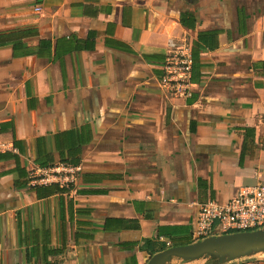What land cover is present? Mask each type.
I'll use <instances>...</instances> for the list:
<instances>
[{
	"label": "crops",
	"instance_id": "crops-1",
	"mask_svg": "<svg viewBox=\"0 0 264 264\" xmlns=\"http://www.w3.org/2000/svg\"><path fill=\"white\" fill-rule=\"evenodd\" d=\"M200 33L172 97L169 41ZM262 61L264 0H0V264H147L193 240L201 203L264 182ZM58 163L75 187L31 182Z\"/></svg>",
	"mask_w": 264,
	"mask_h": 264
},
{
	"label": "built area",
	"instance_id": "built-area-1",
	"mask_svg": "<svg viewBox=\"0 0 264 264\" xmlns=\"http://www.w3.org/2000/svg\"><path fill=\"white\" fill-rule=\"evenodd\" d=\"M41 10V7L36 8L38 12ZM168 48L161 87L172 97L188 98L193 93L194 85L192 47L186 42L170 40ZM7 147L0 138V151ZM80 171L79 165L58 163L31 170L30 180L33 184L56 183L72 189L76 186ZM260 229H264V182L242 188L236 197L226 203L214 200L201 203L193 239L198 241L210 236ZM263 257L264 254L254 259Z\"/></svg>",
	"mask_w": 264,
	"mask_h": 264
},
{
	"label": "water",
	"instance_id": "water-1",
	"mask_svg": "<svg viewBox=\"0 0 264 264\" xmlns=\"http://www.w3.org/2000/svg\"><path fill=\"white\" fill-rule=\"evenodd\" d=\"M195 1V0H190ZM264 254V229L210 236L186 245L168 247L150 257L147 264H169L173 259L228 264Z\"/></svg>",
	"mask_w": 264,
	"mask_h": 264
},
{
	"label": "trees",
	"instance_id": "trees-1",
	"mask_svg": "<svg viewBox=\"0 0 264 264\" xmlns=\"http://www.w3.org/2000/svg\"><path fill=\"white\" fill-rule=\"evenodd\" d=\"M187 15H189V14H187ZM187 15H186V14H185V15H182L181 19H182L183 23H185V24H190L188 21L186 22V16H187ZM190 18H191V19L189 20L190 22L195 21V18H194L193 16L190 15ZM208 35H209L208 33H200V34H199V43L197 42V44H195L194 47H192V50H193V58H194V65H193V68H194V69H195L196 67H198V66H197V63H198V59H199V51H200V49L202 48L200 42H204L205 39H206V36H208ZM205 44H206V42H205ZM203 47H205V46H203ZM260 66L264 67V61L255 64V67H260ZM193 79H194V78H193ZM193 81H194V80H193ZM251 132L254 133V129H252V128H247V129H245V137H247L248 135L252 134ZM70 164H72V163H70ZM58 185H59V184H58ZM62 188H64V187H62ZM211 201H213V200H211ZM218 202H219V201H218ZM219 203H221V202H219ZM193 242H195L194 239H193V240H188V241L185 242L184 244L173 241L172 246L186 245V244H190V243H193ZM170 246H171V245H170ZM170 246H167V245H166L165 247L162 248V250H164V249H166V248H168V247H170ZM162 250H161V251H162Z\"/></svg>",
	"mask_w": 264,
	"mask_h": 264
}]
</instances>
